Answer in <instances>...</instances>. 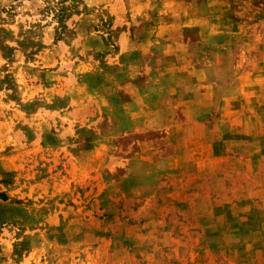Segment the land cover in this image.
Listing matches in <instances>:
<instances>
[{
	"label": "rangeland",
	"instance_id": "1",
	"mask_svg": "<svg viewBox=\"0 0 264 264\" xmlns=\"http://www.w3.org/2000/svg\"><path fill=\"white\" fill-rule=\"evenodd\" d=\"M0 264H264V0H0Z\"/></svg>",
	"mask_w": 264,
	"mask_h": 264
}]
</instances>
